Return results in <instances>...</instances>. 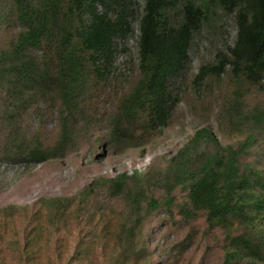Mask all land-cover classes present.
Masks as SVG:
<instances>
[{
    "label": "trees",
    "instance_id": "trees-1",
    "mask_svg": "<svg viewBox=\"0 0 264 264\" xmlns=\"http://www.w3.org/2000/svg\"><path fill=\"white\" fill-rule=\"evenodd\" d=\"M223 17L234 22L233 41L198 67L192 83L206 88L225 77L232 87L216 117L225 141L198 125L164 167L161 198L151 193L149 175L134 170L95 177L70 196L40 197L19 212L13 204L1 207L11 227L17 218L28 228L22 245L5 242L9 234L0 229V264H40L44 236L72 223L89 229L57 264H149L144 223L158 210L165 214L158 216L163 227L176 210L181 219L200 215L207 230L221 231V264H264V167L247 160L264 130V105L245 102L264 88V0H0V120L13 126L1 152L25 163L63 157L91 125L122 150L160 134L182 100L194 40ZM133 37L134 76L113 90L112 110L96 118L90 98L111 85L117 53ZM40 104L57 113L52 142L26 139L14 124L26 110L38 115ZM200 105L192 103L197 110ZM199 110L198 116H208ZM95 189H104L105 198L97 199ZM176 189L184 192L179 201ZM101 241L94 262L93 247Z\"/></svg>",
    "mask_w": 264,
    "mask_h": 264
},
{
    "label": "rangeland",
    "instance_id": "rangeland-1",
    "mask_svg": "<svg viewBox=\"0 0 264 264\" xmlns=\"http://www.w3.org/2000/svg\"><path fill=\"white\" fill-rule=\"evenodd\" d=\"M219 25L221 28H218ZM234 35L235 25L230 17H223L214 30L201 31L189 51V71L182 86V100L175 108L173 121L160 134L145 138L143 144L139 146L126 150L118 149L107 141L108 137L104 129L99 131L91 125L83 130L75 148L70 149L63 157L37 163H25L7 159L2 155L1 151L5 146L4 137L13 126L7 127L0 120V208L13 204L20 206L19 212L23 210L22 205L31 206L40 197L70 196L95 177H111L123 171L131 174L134 170L146 172L151 178V193L157 198L163 197L165 193L160 175L168 160L186 145L198 125L208 127L220 142L225 141V137L217 127L216 117L220 114L222 99L230 95L232 87L225 77H221L215 83H208L206 88L200 86L195 89L192 77L200 65L213 59L216 49L226 50V44L232 43ZM135 57L136 47L133 37L125 42V49L117 53L115 60L117 75L109 79L111 85L97 88L90 98L91 111H95L96 118L103 117L112 110L118 95L113 90L118 87L124 88V84L134 76ZM195 102H203V105H200L197 110L192 106ZM245 102L247 107L255 104L264 105V88L252 91L245 98ZM40 105L44 109L40 107L38 115L33 113L32 109L26 110L18 116L14 124L18 132L26 139L37 135L41 141L52 142L59 130L57 113L54 109ZM201 107H203V113L208 114L207 117L198 116ZM100 123L103 122L100 121ZM257 141L247 160L259 161L260 166L264 167V130L257 135ZM94 191L97 199L105 198L104 189ZM173 194L176 196V201H179L184 192L176 189ZM111 204L118 209L115 201ZM163 212L158 210L144 223V231L150 230L145 237L149 251V264L222 263L224 237L221 231L207 230L204 219L200 215L190 220L181 219L176 210L173 221L163 227V222L158 221L160 214L165 216ZM12 224L11 227L10 216L4 217L0 214V229H4L9 234L5 242L12 243L11 240L15 239L19 240V245H22L28 225L24 230L17 218ZM7 227L11 229L8 231ZM87 229L89 226L85 223H72L63 226L60 230L53 229L51 234L47 233L42 239L40 264L64 262V259L72 254L78 236L85 235ZM102 244L101 241L93 247L94 262L99 260L97 255ZM104 246L107 247L106 250L111 248L110 243ZM10 255L7 253L5 257ZM239 264L247 263L241 261Z\"/></svg>",
    "mask_w": 264,
    "mask_h": 264
}]
</instances>
